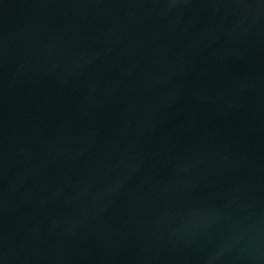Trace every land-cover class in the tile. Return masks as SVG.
<instances>
[{
  "label": "water",
  "instance_id": "water-1",
  "mask_svg": "<svg viewBox=\"0 0 264 264\" xmlns=\"http://www.w3.org/2000/svg\"><path fill=\"white\" fill-rule=\"evenodd\" d=\"M0 264H264V0H0Z\"/></svg>",
  "mask_w": 264,
  "mask_h": 264
}]
</instances>
